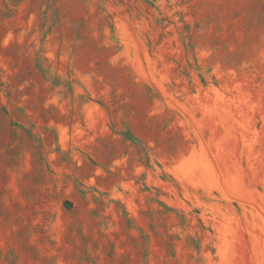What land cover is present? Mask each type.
Wrapping results in <instances>:
<instances>
[{"label":"rangeland","instance_id":"rangeland-1","mask_svg":"<svg viewBox=\"0 0 264 264\" xmlns=\"http://www.w3.org/2000/svg\"><path fill=\"white\" fill-rule=\"evenodd\" d=\"M0 264H264V0H0Z\"/></svg>","mask_w":264,"mask_h":264}]
</instances>
